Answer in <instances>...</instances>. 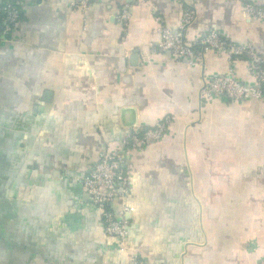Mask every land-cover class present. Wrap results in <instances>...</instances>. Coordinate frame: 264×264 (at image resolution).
I'll use <instances>...</instances> for the list:
<instances>
[{
  "label": "crops",
  "instance_id": "0c3cea01",
  "mask_svg": "<svg viewBox=\"0 0 264 264\" xmlns=\"http://www.w3.org/2000/svg\"><path fill=\"white\" fill-rule=\"evenodd\" d=\"M71 1H20L0 42V264H125L82 176L127 130L165 117L160 139L125 161L130 249L145 264H264V95H199L214 75L254 83L253 67L150 49L193 2L190 41L215 30L264 58V15L243 13L264 0Z\"/></svg>",
  "mask_w": 264,
  "mask_h": 264
},
{
  "label": "built area",
  "instance_id": "2783aa9c",
  "mask_svg": "<svg viewBox=\"0 0 264 264\" xmlns=\"http://www.w3.org/2000/svg\"><path fill=\"white\" fill-rule=\"evenodd\" d=\"M24 0H3L0 3V42L8 40L13 28L19 23V2ZM136 1V0H134ZM70 5L82 10L87 9L89 0H72ZM243 13L247 19H256L264 15V6L252 2H244ZM196 15L194 3L185 6L180 24L177 28L164 27L159 40L151 45V51L169 52L174 60L189 58L191 64H200L208 50H219L228 53L230 57L245 56L253 67L254 83L245 84L238 81L230 73L214 75L206 79L199 88L201 98L212 95H224L232 100L247 98L260 99L264 95V68L263 56L256 51L251 43L240 44L228 41L215 30L190 41L186 30ZM127 6H123L117 19L127 24L129 20ZM170 118L165 117L154 126L143 131L133 128L127 130L123 146L120 150L105 151L92 168L82 176V184L90 201L100 210L104 232L115 238L118 247L123 251L127 260L125 264H145L142 256L130 249L128 213L133 207L126 201L130 179L127 174L125 161L130 149L160 139Z\"/></svg>",
  "mask_w": 264,
  "mask_h": 264
}]
</instances>
